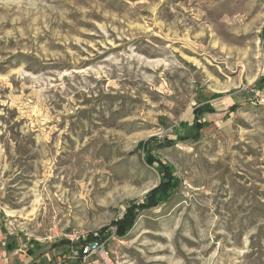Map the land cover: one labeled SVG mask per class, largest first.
Returning <instances> with one entry per match:
<instances>
[{"label": "rangeland", "instance_id": "374dc122", "mask_svg": "<svg viewBox=\"0 0 264 264\" xmlns=\"http://www.w3.org/2000/svg\"><path fill=\"white\" fill-rule=\"evenodd\" d=\"M263 78L264 0H0V252L264 264ZM159 162L178 185L116 234Z\"/></svg>", "mask_w": 264, "mask_h": 264}, {"label": "trees", "instance_id": "16d2710c", "mask_svg": "<svg viewBox=\"0 0 264 264\" xmlns=\"http://www.w3.org/2000/svg\"><path fill=\"white\" fill-rule=\"evenodd\" d=\"M262 81L264 82V78L262 79ZM206 111H211V108L205 107V105H202L195 110V112L198 115H201ZM193 126H194V130L197 132L203 126V124L195 122ZM151 141L152 143L155 144L158 142L160 147L171 143V140L169 139L161 140L156 136H153L152 138L147 139L146 141L140 142V145L142 146L143 150H147L145 152L146 161L149 163H153V161L155 160L149 153L150 148L148 147V144ZM161 163L162 162H159L157 166V170L160 175V184L151 191H149L142 202H138V203L131 202L129 207L125 209L124 215L118 220H114V222H112L111 225L114 227L116 234L122 233L124 230H127L133 224L136 213L139 210L146 207L154 206L158 204L161 200L168 198L170 195L169 192H171V190H173L178 185L177 184L178 179L174 175L171 167L167 164H161ZM102 233H103V229L94 232L91 231L85 235L84 239L80 237L76 242H74V244L76 245L80 243L86 244L92 240L97 239L98 237H101ZM60 243H66L68 245L72 244V242L69 243V241L66 239H61L60 241L56 242V244H60ZM29 251L31 250L29 249Z\"/></svg>", "mask_w": 264, "mask_h": 264}, {"label": "built area", "instance_id": "2783aa9c", "mask_svg": "<svg viewBox=\"0 0 264 264\" xmlns=\"http://www.w3.org/2000/svg\"><path fill=\"white\" fill-rule=\"evenodd\" d=\"M85 237V235L78 236L77 239ZM70 240H73V237H70ZM101 254L104 257L107 255V253L104 251L103 248H99V245H97V242L95 240H92L88 243H86L83 246H80L78 249H70L69 253H64L63 256H60L59 258L56 259V261L51 262L50 264H69L70 259H79L81 258L82 260H86L90 258L93 254ZM31 264V263H30ZM44 264H48L47 262Z\"/></svg>", "mask_w": 264, "mask_h": 264}, {"label": "crops", "instance_id": "0c3cea01", "mask_svg": "<svg viewBox=\"0 0 264 264\" xmlns=\"http://www.w3.org/2000/svg\"><path fill=\"white\" fill-rule=\"evenodd\" d=\"M14 259L11 257H5V251L0 252V264H13ZM25 264L26 261H25Z\"/></svg>", "mask_w": 264, "mask_h": 264}]
</instances>
